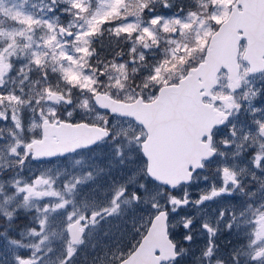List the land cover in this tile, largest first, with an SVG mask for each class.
<instances>
[{
	"label": "snow or ice",
	"instance_id": "1",
	"mask_svg": "<svg viewBox=\"0 0 264 264\" xmlns=\"http://www.w3.org/2000/svg\"><path fill=\"white\" fill-rule=\"evenodd\" d=\"M0 264H264V0H0Z\"/></svg>",
	"mask_w": 264,
	"mask_h": 264
}]
</instances>
